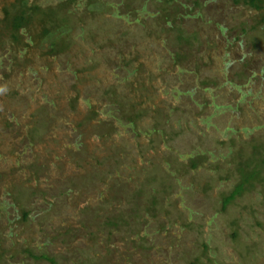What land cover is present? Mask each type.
Returning <instances> with one entry per match:
<instances>
[{"label":"rangeland","instance_id":"1","mask_svg":"<svg viewBox=\"0 0 264 264\" xmlns=\"http://www.w3.org/2000/svg\"><path fill=\"white\" fill-rule=\"evenodd\" d=\"M13 1L0 0V16ZM27 1L66 20L23 58L0 39V264H50L29 252L57 264H264V188L222 211L236 152L264 139V50L250 59L243 34L257 13L232 0H179L188 12L166 0ZM167 15L194 36L181 49L190 60H174ZM248 34L264 40V26ZM62 38L69 47L49 55ZM154 189H167L160 214L133 219L127 200ZM120 211L110 236L102 224Z\"/></svg>","mask_w":264,"mask_h":264},{"label":"trees","instance_id":"2","mask_svg":"<svg viewBox=\"0 0 264 264\" xmlns=\"http://www.w3.org/2000/svg\"><path fill=\"white\" fill-rule=\"evenodd\" d=\"M89 1H94V0H89ZM178 4L177 6V10L180 8H185L188 12V9L190 7H187L185 4L181 3V1L179 0H166L167 3H173V2H177ZM233 3L236 6H244L247 7L253 11H255L257 13L258 16V20H256V23L253 24L252 26L250 25L249 30L246 29L244 30L243 34L247 35L245 36V44L247 46V48L249 47L252 51L253 54H249L250 55V59L254 58V52L255 51H260L264 50V40H262L263 38L260 39H256V37H251L248 32H254L257 30V32H259L260 27L264 26V0H232ZM68 2H74V0H69ZM196 4V2H195ZM175 6V5H174ZM173 6V9H175ZM187 7V8H186ZM176 12V10H175ZM135 14L137 15V19L142 16V13H138L135 12ZM56 16H57V12L55 11V9L53 8H48L47 10L44 9L41 5L39 4H30L27 0H14L12 3L10 4H5L2 8H1V16H0V39L2 40H6L8 42H10V44H13L14 46L17 47H21V49H19L20 53H22V49H23V56H20L19 54H16V56L23 58L26 56H29L27 53L30 51L31 47H33V44L37 41H40V39L49 37L51 35L54 34V32H56L58 29L60 30L62 28L63 23L65 22V18H63L60 23H57L56 21ZM117 21L121 20L124 21L126 23V17L124 15H116L114 16ZM59 20V19H58ZM157 20V19H156ZM159 21V20H158ZM138 24H140L138 27L139 28V32H151V28L149 26H147V22L145 21H137ZM160 22V21H159ZM37 31H36V30ZM162 30L165 33H169L170 36L172 37H168L169 39V44H172L173 47L176 49V51L173 54V58L174 60L177 61H181V59H191L193 56L190 54L185 58L183 56V52H181V49H185L187 47L189 48H193V37L192 35H189L185 29H182V26L178 20V18L174 19L172 18L171 20L169 19V15L166 16L165 22L162 26ZM38 33L37 36H35L34 34ZM135 34V33H134ZM151 34V33H150ZM34 35V36H33ZM34 37L36 38L34 40ZM70 40L72 41V35L70 34ZM239 39V38H238ZM69 40V39H68ZM60 42L62 43L60 45L59 42L54 41L51 45V47L48 50V54L49 55H53L55 53L58 52L59 47L61 48H68L69 45L67 44L69 41L64 40L63 38L60 39ZM116 42V40H115ZM240 42V39L239 41ZM263 42V43H262ZM117 43V42H116ZM262 43V45H260ZM118 44V43H117ZM121 45V42H120ZM179 48V51H178ZM122 49V46H121ZM120 49V50H121ZM47 54V52H46ZM121 55V52H120ZM123 57V60L126 59L125 56H121ZM138 62V63H136ZM130 63L134 66L135 64H138L139 66H137L136 68H134V70L136 72H138L141 68L143 63L139 61V57H133L130 60ZM230 63V62H228ZM243 64V63H242ZM250 62H245L244 68H247L249 66ZM141 71V70H140ZM264 80V78H263ZM115 92V91H113ZM77 100V98L75 99ZM138 107V106H137ZM134 108H136V106H134V104H131V111L134 112ZM140 109V108H138ZM1 110V109H0ZM158 113L156 116L159 115H163L160 114L161 111L158 110ZM143 114H146L141 112V113H132L129 116H124L123 119H127V121L131 124H136L138 122V120L141 119V117L143 116ZM1 116V114H0ZM155 116V117H156ZM164 116V115H163ZM92 116H87L86 119L90 120ZM95 117V116H94ZM154 119H158L155 118ZM167 117V116H166ZM155 120V123H156ZM158 121V120H157ZM160 122V121H158ZM49 123H51V118H49ZM109 124V123H107ZM106 124H103V126H105ZM110 127V126H109ZM156 129V127H155ZM159 127L157 132H159ZM250 130H255V127H250V128H246V131L249 132ZM264 130V128L262 129ZM31 134V136H34V134L37 133V131H31L29 132ZM249 142V143H247ZM244 146H242L241 148H239V150L236 152L235 156L237 161L235 160V164L234 167L232 169V171H230V175L231 176H238L239 177V181L238 183H236V185L234 186L233 190L228 194V195H224L223 200H222V211H225L227 209V207L233 203L237 198L241 197L245 192L248 191H252L254 189L257 188V186H261L262 188H264V139H262L261 141L254 139L251 141H247L244 142ZM114 162V160H113ZM199 166L198 162L195 160H192L191 162V167L194 169H197ZM39 168V167H38ZM100 174V173H99ZM164 187V186H162ZM164 190V193H167V189H162ZM160 189H154L153 193L149 196H147L145 199H143L142 201H129V214H131V217L133 216V219H136L139 217V214L144 210L146 213H149L150 216L152 217H157L160 212H161V208H160V199L158 197L160 191H162ZM116 191L114 194L118 195V193L120 192V190H114ZM140 193V192H139ZM140 196V195H139ZM14 199H17L14 196ZM114 200H116V198H114ZM126 201V202H127ZM141 202V203H140ZM23 215H24V219H22L23 221L27 219V215L28 212L27 211H22ZM96 212V211H95ZM118 215L114 214L113 212V216L111 218L107 217L105 219V221L103 222V226L105 229L108 230L109 234L108 235H113V232H111L114 229L119 230L122 227V222L120 217H123L124 212L120 211V215L119 213H117ZM96 217L99 218V216L95 213ZM124 223V222H123ZM191 224H186L183 223V226H185L186 228H189ZM169 224H165L162 223L161 224V228L160 231L162 232H168L171 231V228L168 227ZM189 226V227H188ZM140 234V233H139ZM234 238H237V235L234 234L233 235ZM135 243V241H134ZM204 250H203V255H206V252L208 251V246L207 244H204ZM30 257H32L33 259L37 260V261H47L50 264H57V260L55 257H51L47 254H43L41 253L40 255H36L33 252H29ZM202 257V255H198L195 259L190 261V264H202V262L200 261V258ZM1 259V258H0ZM92 262H89V264H91Z\"/></svg>","mask_w":264,"mask_h":264}]
</instances>
